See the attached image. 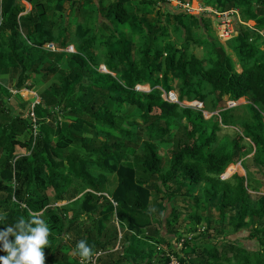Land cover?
I'll use <instances>...</instances> for the list:
<instances>
[{"label":"trees","instance_id":"trees-1","mask_svg":"<svg viewBox=\"0 0 264 264\" xmlns=\"http://www.w3.org/2000/svg\"><path fill=\"white\" fill-rule=\"evenodd\" d=\"M24 1L27 14L20 0H0V230L32 214L44 219L45 264H171L172 254L180 264H264V0H199L239 12L226 43L237 64L211 19L163 10L166 0ZM154 14L158 25L149 22ZM195 29L209 35L205 60L190 51ZM158 87L219 114L208 120L169 103ZM11 90L38 94L36 133L30 116L5 104ZM247 97L250 118H236L227 103ZM223 125H235L237 137L221 138ZM239 163L255 192L247 177L221 179ZM225 224L227 235L249 233L258 249L228 238L211 245L213 226ZM80 240L93 248L90 261L78 255Z\"/></svg>","mask_w":264,"mask_h":264},{"label":"clouds","instance_id":"clouds-1","mask_svg":"<svg viewBox=\"0 0 264 264\" xmlns=\"http://www.w3.org/2000/svg\"><path fill=\"white\" fill-rule=\"evenodd\" d=\"M166 1H167V4L176 3V7L178 9L185 11V12H179V13H175V14L185 13V14H189L191 16H195L198 18H209V19H211L213 21V32H214L215 36L217 37V39L222 44H223V42H222L223 40L226 42L229 41V40L223 39L221 37V30L223 29L225 23L227 21H230V23L232 24V28L234 30V33L232 35V38H233V36L235 35V24H236L237 20L241 21L239 19V16H237V14L239 13L238 11L232 10L229 12L220 13L216 9L209 7V6H206L202 2L199 1V4L197 7H198L199 12L204 14V16H197V15L193 14L192 1H189L186 3H182L180 0H166ZM20 3L22 5H24V7L26 8V14L31 12L32 9L30 11H28L27 7H26L27 5L32 7L31 4L27 3L24 0H20ZM233 18L235 20H233ZM214 25L220 26V28L217 27V29H216V27H214ZM248 25L252 28L255 27V26L250 25V23ZM255 29L260 31L256 27H255ZM194 31L197 34L195 36V38L197 36H199V34H200V38H199V40H200L199 44L200 45H202L201 43L204 40L209 38V35L208 34L206 35V33H204V31H201L200 29L199 30L195 29ZM262 34L264 35V33H262ZM196 40H198V39H195L194 41H196ZM48 45H53V44H48ZM48 45L45 46L46 49H47ZM224 45H226V44H224ZM202 46H205V45H202ZM69 48H73L74 52H68L67 50ZM49 51H51V50H49ZM59 51H61V50L57 49V51H52V52H59ZM65 51L68 53H76V49L74 46L68 47ZM103 68H105L106 71H103ZM99 69H100L99 71L102 73L111 74L104 65H101L99 67ZM147 86L150 90L149 92H147L145 90H141L142 87H147ZM158 89H160L164 94V92H165L164 90H162L160 87H158ZM135 90L138 92H146V93L151 92V88L149 85H145V86L138 85L135 87ZM22 91H24V90H22ZM22 91L17 92L15 90H11L10 92L13 95H19V94H22ZM30 92L32 93L33 91H30ZM165 93H167V92H165ZM169 93L176 94L175 92H169ZM169 93H167V94H169ZM32 94H33V101H32V105H30L31 108L29 110L28 116H30L33 123H35L34 132L36 133L38 130V125H37L38 118L35 114V108H36V106L40 105L41 101H40V98L36 92H33ZM37 100L39 103L36 102ZM179 102L180 103H194V102L202 103L200 101L181 102L180 100H179ZM230 103H232L234 105V103H236V102H230ZM176 105H178V104H176ZM180 107H182V106H180ZM182 108H186V107H182ZM190 109H193V108H190ZM194 110H196V109H194ZM197 111H200V110H197ZM201 112L204 113V116L207 119V116H206L207 111H205V105H204V109ZM32 113H34V115H35L34 117H32ZM238 165L241 166L242 164L239 163ZM231 167H233V166H231ZM229 169H227V171ZM227 171L224 175L221 176V179L223 181H228L232 177V176L230 177L227 175ZM49 235H50V229H49L47 223L45 222V220L42 219L40 216H38L36 214H32L31 217L27 220L24 217L19 218V220L15 223V225L8 226L6 228V230H0V242H2L3 251H5L7 253V255H5V256H0V264H45V254H44L43 250L49 244V239H48ZM10 236L15 237L14 242L9 240ZM76 249L78 251V255L80 256L82 262L83 261H90L91 258L93 257V248H92V246H90L87 243L86 240L78 241L77 245H76Z\"/></svg>","mask_w":264,"mask_h":264},{"label":"rangeland","instance_id":"rangeland-1","mask_svg":"<svg viewBox=\"0 0 264 264\" xmlns=\"http://www.w3.org/2000/svg\"><path fill=\"white\" fill-rule=\"evenodd\" d=\"M95 1H98V0H95ZM69 4V3H68ZM198 4H199V0H192V10H193V14L194 15H197V16H204V14H202L201 12H199L198 10ZM90 4L89 3H84V6L85 7H88ZM90 7V6H89ZM88 7V8H89ZM161 8L163 10H167V11H170V12H173V13H179V12H185L183 10H180L176 7V3H169V4H163L161 3ZM196 8V9H195ZM162 17L159 18V16L157 17L156 14L154 15H151L150 17V20L149 22L152 24V23H155V25H158L159 24V20H162L161 19ZM165 25L166 27L170 26L169 24H171L169 22V20H166L165 22ZM253 24H256L255 22H250V25L253 26ZM168 25V26H167ZM214 27H217L220 28V26H217V25H214ZM255 28V27H253ZM169 29V27H168ZM169 32H170V29H169ZM199 38H200V34L199 36H197L195 39H198L196 41H193L190 43V51L193 52L194 54H196L198 57H200L201 59L205 60L206 57H207V54L208 53V49H206L205 46H202L199 44ZM177 35H175L174 33H172L171 35H169V40L171 42H176L177 41ZM223 44H226L227 42L226 41H222ZM213 41L210 40V44H212ZM181 44V42L179 43ZM211 49V48H210ZM225 50L231 54V56L233 57V60L236 62V64L238 63L237 61V56L230 50V47L228 46V44L225 45ZM105 52V50H103ZM210 51V50H209ZM98 55L99 57L102 59L103 58V53L101 51L98 52ZM239 67V66H238ZM105 69V68H103ZM100 70V69H99ZM241 71V70H240ZM141 90H145L147 92H149V88L148 86L147 87H142ZM10 92V91H9ZM7 93V92H6ZM11 93V92H10ZM33 93V92H32ZM30 91L28 92L27 90H24L22 91V94L21 96H17V95H14L12 98L10 99H5V104L8 106V108L12 109V111L14 112L13 114L16 116L18 113L19 114H26L28 115L29 114V110L31 108V106H28L27 109L23 110L22 108V104H24L25 102H27V104L29 105H32V101H33V94H32ZM7 96V94H5ZM18 98V99H17ZM250 104V101H249V98H244V99H241L240 101L234 103V105L230 102L227 103V109L230 110V112H232V115H234L236 118H244V119H248L250 118L249 116L246 117V113H247V109H246V106ZM219 113H210V112H207L206 116H207V119L209 120L210 118H212V116H217ZM176 132V127L173 128V133ZM237 134H238V130L236 129L235 125H229V126H222V130H221V133H220V137L223 138V137H227L229 139H234L237 137ZM32 135L31 132H29L25 138H23L22 140L24 142H27L29 139H30V136ZM91 137V135H90ZM246 141L248 143H250V140L249 139H246ZM73 149H75L76 152L78 153H81L83 154V150L80 149L79 147H74ZM17 152L20 153V154H24L25 153V150H22V149H19L17 148ZM160 154L162 155V157L164 158V161L165 163H169V159H170V154H168V150H166V148H160ZM253 156V154H252ZM252 156H248V158L252 157ZM244 161V160H243ZM233 167H237V171L234 172L233 169H231L228 174V176H234L235 174H238L239 176H242V177H247L248 178V186H249V191L250 192H255L256 189L258 188V186H256L254 184V179H252L251 177H249V175L247 174L246 170L244 169L243 165L239 166L238 164L233 166ZM234 172V173H233ZM258 178H261V176L259 175ZM114 181V179L112 178L111 181ZM225 180V179H224ZM114 186H110V188L112 189ZM264 192V188H262V190ZM49 196L52 200H56L55 199V195L53 194V192H49ZM80 198V196L78 197ZM68 202H62V203H56L55 206L56 207H63L65 205H67ZM180 205V204H179ZM183 206V204H182ZM22 207L25 208V205H23ZM199 209V208H198ZM197 207L194 206L192 208L193 211H198ZM213 210V209H212ZM218 214V212H217ZM217 214L213 211V215L215 217V219L219 218L217 216ZM228 223V221H227ZM217 224V223H216ZM204 229L205 232H208V230H206V227H203L201 228V230ZM217 230L218 233H217ZM125 230H120L118 229V232H121L122 235ZM203 231V230H202ZM167 231H164V233L166 234ZM210 232V231H209ZM208 232V233H209ZM211 235L214 236L212 237V239H210V244L211 245H217V243H221V242H227L225 240L228 239H232V240H239L240 243H242L243 245L246 246L247 249L249 250H257L258 249V246L255 242L249 240L248 236H249V233H246V232H242L240 234H236L234 236H231V235H227L228 233H230V226L229 224H225L223 226H219L216 228V225L213 226V229L211 230ZM205 234V233H204ZM167 235V234H166ZM170 237V236H169ZM68 244L73 247V245L68 242ZM176 247L178 248V253L179 254H182L181 252V249H180V245L179 243L175 244ZM221 246V245H220ZM118 249V247L116 248V250ZM69 255L70 256H73V257H77V253H76V250L75 248H72L71 251L69 252ZM173 259V264H177L175 261H176V257L175 255H171ZM190 258V257H188Z\"/></svg>","mask_w":264,"mask_h":264},{"label":"built area","instance_id":"built-area-1","mask_svg":"<svg viewBox=\"0 0 264 264\" xmlns=\"http://www.w3.org/2000/svg\"><path fill=\"white\" fill-rule=\"evenodd\" d=\"M234 33V30L232 28V24L230 23V21H227L223 27V29L221 30V37L223 39H226V40H230L232 38V35ZM47 49L48 50H51V51H57V49L55 48L54 45H48L47 46ZM68 52H74L73 48H69L67 50ZM163 98L169 102V103H172V104H178L182 107H186V108H193V109H196V110H200L202 111L204 109V105L202 103H199V102H194V103H180L179 102V99H178V96L174 93H165L163 94ZM37 103L38 100L36 101ZM34 113H32V117H34ZM173 259L172 258V263L173 264ZM177 264H180V262L176 259L175 261Z\"/></svg>","mask_w":264,"mask_h":264},{"label":"crops","instance_id":"crops-1","mask_svg":"<svg viewBox=\"0 0 264 264\" xmlns=\"http://www.w3.org/2000/svg\"><path fill=\"white\" fill-rule=\"evenodd\" d=\"M26 7H27V10H28V11H30V10L32 9L31 6H28V5H27ZM170 213H171V212H169L168 215H169ZM164 231H165V230H164ZM164 231H162V233H163ZM175 244H176V242H175Z\"/></svg>","mask_w":264,"mask_h":264},{"label":"water","instance_id":"water-1","mask_svg":"<svg viewBox=\"0 0 264 264\" xmlns=\"http://www.w3.org/2000/svg\"><path fill=\"white\" fill-rule=\"evenodd\" d=\"M233 20H235V19L233 18Z\"/></svg>","mask_w":264,"mask_h":264}]
</instances>
